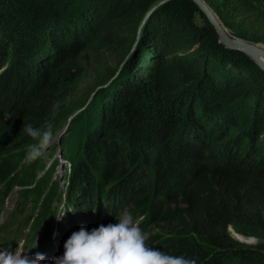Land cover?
I'll use <instances>...</instances> for the list:
<instances>
[{"label":"trees","instance_id":"trees-1","mask_svg":"<svg viewBox=\"0 0 264 264\" xmlns=\"http://www.w3.org/2000/svg\"><path fill=\"white\" fill-rule=\"evenodd\" d=\"M206 1L230 33L264 43V0ZM160 2L0 0V210L16 190L10 217L51 225L62 190L22 127L77 110L62 141L67 219L115 224L127 210L167 254L264 264V240L229 235L264 238V70L192 0Z\"/></svg>","mask_w":264,"mask_h":264},{"label":"clouds","instance_id":"clouds-1","mask_svg":"<svg viewBox=\"0 0 264 264\" xmlns=\"http://www.w3.org/2000/svg\"><path fill=\"white\" fill-rule=\"evenodd\" d=\"M22 130L38 140L29 151L32 159L40 157L54 138L50 127L41 129L28 123L23 124ZM64 215L65 210L55 218L59 222ZM115 219V224H101L91 231L81 227L73 232L64 243L63 255L52 257L48 264H197L195 258L170 255L149 246L139 219L129 211L122 210ZM17 245L15 249L0 246V264H42L45 261L44 254L29 255L24 252L23 245Z\"/></svg>","mask_w":264,"mask_h":264},{"label":"rangeland","instance_id":"rangeland-1","mask_svg":"<svg viewBox=\"0 0 264 264\" xmlns=\"http://www.w3.org/2000/svg\"><path fill=\"white\" fill-rule=\"evenodd\" d=\"M165 1L166 0H161L160 4L163 3V2H165ZM212 9L214 10V8H212ZM151 12H152V10H151ZM215 13L217 14L216 11H215ZM146 17H148V16H146ZM196 17H197V21H199L201 23L202 22L201 18L198 15ZM142 24H143V22L140 24V27L138 29V37L139 38H140V34H141ZM228 31H230V30L228 29ZM231 34L234 35L233 33H231ZM234 36H236V35H234ZM243 40H245V39H243ZM246 41H248V40H246ZM248 42H252V41H248ZM258 44H262L264 46V43H258ZM114 65H116V67L118 68V70H121L123 68V66H124V61H121L120 63H117L116 62V63H114ZM76 113H78L77 110H76L75 113H73L72 115H69V116H67V115L70 114V113H68L66 116L61 115L60 117H58L53 122L52 127H51V130L53 132V137H54L53 138V141L51 142V144H50L49 147H47L45 150H43V152H42V154H41L40 157L32 160V161H36L39 164V166L41 165L40 168L38 169L39 170L38 173L40 175H42L43 173H45V171L47 170V168H49V166H54L55 171L53 172L52 177L51 176L50 177L52 178V180L60 181V185L62 186V188L64 190L66 188L65 183H66V181L68 179L66 173H69L70 169L73 167V160L70 158V154H69L70 149H69V146L67 144H66V146H63L64 144L62 143V141H63V138L65 137L66 133L70 134V130L68 132L67 129H69V126L71 124L70 123V119ZM37 143H38V140H36V143L35 144H32L30 146H27L26 147V150L24 152H26L27 154H29V151L32 148V146L36 145ZM61 152L63 153L64 159H62V153ZM67 157H68V159H65ZM53 164H55V165H53ZM50 177H49V179H50ZM16 188H18V187H16ZM17 200H18L17 192H16V190H13L11 192V194H10L9 202H6L5 203V206H4L5 211H6L5 217L7 216V213L11 209L14 208V205H15V203H16ZM139 220H142V217H140ZM155 228H156L155 227V224L150 223L148 225L147 231L145 232L146 237H149L152 233H154L156 231ZM229 235L233 239H235L237 241H240L242 243H246V244H256V243L261 242L262 240H264V238H260V237H257L255 235H243V234H239L232 227H229ZM240 236L241 237H245V238H249L247 240H250L251 239L252 241H250V242H244L240 238ZM22 237L17 238L16 243L19 242V241H22ZM0 243H2V241H0Z\"/></svg>","mask_w":264,"mask_h":264},{"label":"water","instance_id":"water-1","mask_svg":"<svg viewBox=\"0 0 264 264\" xmlns=\"http://www.w3.org/2000/svg\"><path fill=\"white\" fill-rule=\"evenodd\" d=\"M200 9L202 13L207 17L209 22L214 27L219 41L227 48L233 50H239L249 55L254 61L264 70V46L262 44L248 42L240 37H236L228 31V28L223 24L221 19H218L211 9V6L206 0H192ZM220 18V17H219ZM262 45V46H261ZM135 43L132 45L131 52L134 51ZM257 54L262 58L258 59ZM244 242H250V240H243Z\"/></svg>","mask_w":264,"mask_h":264},{"label":"bare ground","instance_id":"bare-ground-1","mask_svg":"<svg viewBox=\"0 0 264 264\" xmlns=\"http://www.w3.org/2000/svg\"><path fill=\"white\" fill-rule=\"evenodd\" d=\"M211 9H212V7H211ZM212 11L214 12V14H215V16L218 18V19H220L219 18V16L215 13V11L212 9ZM257 57H258V59H261L262 57L259 55V54H257ZM62 149V148H61ZM62 151V150H61ZM62 153V152H61ZM66 155V154H65ZM58 159V158H57ZM62 159H64V157H63V153H62ZM65 159H68V157L67 158H65ZM67 163V162H66ZM44 165V164H43ZM41 166V165H40ZM40 166H39V168H40ZM50 168V167H49ZM72 169V168H71ZM49 170V169H48ZM38 172H39V170H38ZM67 174V173H66ZM1 175V174H0ZM1 178V177H0ZM67 179V178H66ZM46 181V180H45ZM8 184V183H7ZM3 186V185H2ZM26 186V185H25ZM9 187V186H8ZM8 187H6V188H8ZM24 189H28V187L27 188H24ZM50 193V192H49ZM29 197V196H28ZM23 199V198H22ZM30 199V198H29ZM30 201V200H29ZM69 203H70V201H69ZM72 203V202H71ZM25 205V204H24ZM72 205V204H71ZM70 205V206H71ZM75 205V204H74ZM69 206V205H68ZM29 208V207H28ZM41 209V208H40ZM26 210H27V208H26ZM28 211V210H27ZM37 212V211H36ZM35 212V213H36ZM240 238L242 239V240H247V239H249V238H245V237H241L240 236Z\"/></svg>","mask_w":264,"mask_h":264}]
</instances>
